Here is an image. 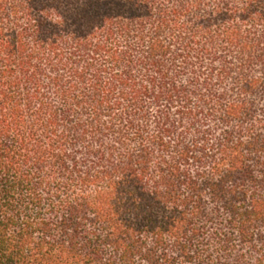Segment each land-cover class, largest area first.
Returning <instances> with one entry per match:
<instances>
[{"label": "trees", "instance_id": "trees-1", "mask_svg": "<svg viewBox=\"0 0 264 264\" xmlns=\"http://www.w3.org/2000/svg\"><path fill=\"white\" fill-rule=\"evenodd\" d=\"M0 264H264V0H0Z\"/></svg>", "mask_w": 264, "mask_h": 264}]
</instances>
